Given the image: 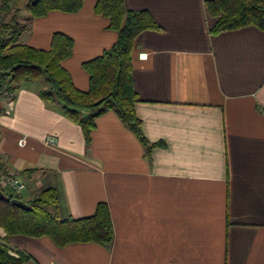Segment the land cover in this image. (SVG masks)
<instances>
[{
    "label": "crops",
    "instance_id": "0c3cea01",
    "mask_svg": "<svg viewBox=\"0 0 264 264\" xmlns=\"http://www.w3.org/2000/svg\"><path fill=\"white\" fill-rule=\"evenodd\" d=\"M125 5L149 11L162 27L141 33L132 52L136 114L157 144L150 158L114 111L95 120L89 142L71 120L59 117L56 127L39 119L57 103L43 105L40 91L25 85L0 111V163L26 182L21 200L54 188L61 219L89 217L106 203L113 243L60 248L15 235L9 246L31 256L25 264H264V31L212 35L206 0ZM108 26L95 0H85L77 12L35 18L21 40L47 50L55 32L70 36L73 54L63 66L88 91L83 64L118 37ZM49 136L56 146L45 144Z\"/></svg>",
    "mask_w": 264,
    "mask_h": 264
},
{
    "label": "trees",
    "instance_id": "16d2710c",
    "mask_svg": "<svg viewBox=\"0 0 264 264\" xmlns=\"http://www.w3.org/2000/svg\"><path fill=\"white\" fill-rule=\"evenodd\" d=\"M85 0H0V91L17 93L22 85L44 79L46 88L39 96L49 103H61L66 118L81 127L86 140L95 120L114 111L138 137L150 158L151 144L142 131L135 106L139 95L132 77V52L136 38L145 31L162 27L147 10H131L125 0H95V13L109 21L108 28L117 32L116 42L100 56L83 64L89 74V90L81 91L73 83L63 62L73 54L74 40L61 32L52 36L50 48L37 49L21 41L30 23L50 12L74 13ZM209 13L216 18L212 35L256 27L264 31V0H206ZM22 8L28 16L19 20ZM6 199H0V264H25L31 256L9 246L11 236L49 238L63 248L70 244L94 243L110 248L114 226L106 203L98 204L93 215L80 219H61L57 212L56 189L44 190L27 201L30 209L12 204L13 195L2 188Z\"/></svg>",
    "mask_w": 264,
    "mask_h": 264
},
{
    "label": "built area",
    "instance_id": "2783aa9c",
    "mask_svg": "<svg viewBox=\"0 0 264 264\" xmlns=\"http://www.w3.org/2000/svg\"><path fill=\"white\" fill-rule=\"evenodd\" d=\"M147 58V53L139 54V59L146 60ZM16 95V92L7 89L0 91V111L2 113H4L5 108L15 100ZM57 142V138L53 136H49L45 139V144L50 146H56ZM27 143L28 135H23L18 141L19 147L22 148L26 147ZM0 186L9 190L13 195L22 197L27 185L20 175L12 173L5 165L0 163Z\"/></svg>",
    "mask_w": 264,
    "mask_h": 264
},
{
    "label": "rangeland",
    "instance_id": "374dc122",
    "mask_svg": "<svg viewBox=\"0 0 264 264\" xmlns=\"http://www.w3.org/2000/svg\"><path fill=\"white\" fill-rule=\"evenodd\" d=\"M2 14H0L1 16ZM28 16V13H26L25 9L22 8L21 14L19 16V20L24 22L26 21V17ZM22 41V40H21ZM27 86V88L29 89V91H31L32 93H39L40 90L46 88V83L44 81V79H40L36 82L31 83L30 85H25ZM22 85V88L25 87ZM42 101V100H39ZM43 105H49L50 103L42 101ZM53 105V104H52ZM60 105V106H59ZM60 107H62L61 103L57 102V104L54 105V112L51 113L49 112L47 115H42L37 113V117H40L39 119H41L45 124L47 125H54L56 127H61V123H64V121H62L59 117L63 118L66 122L71 123L72 125H74L70 120H68L65 115L63 114V109H61ZM43 117H45L46 119H42ZM40 122V120H38Z\"/></svg>",
    "mask_w": 264,
    "mask_h": 264
},
{
    "label": "water",
    "instance_id": "95a60500",
    "mask_svg": "<svg viewBox=\"0 0 264 264\" xmlns=\"http://www.w3.org/2000/svg\"><path fill=\"white\" fill-rule=\"evenodd\" d=\"M0 199H6V196H5L4 192L1 191V190H0ZM11 202H12L13 205H15V206H17L19 208L26 209V210L30 209L29 205L25 201H23L21 199L13 198L11 200Z\"/></svg>",
    "mask_w": 264,
    "mask_h": 264
}]
</instances>
